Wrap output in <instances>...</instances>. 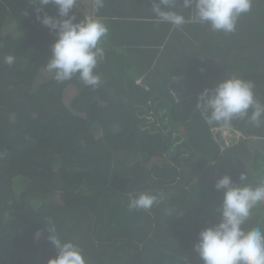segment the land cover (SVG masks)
I'll use <instances>...</instances> for the list:
<instances>
[{"label":"trees","instance_id":"obj_1","mask_svg":"<svg viewBox=\"0 0 264 264\" xmlns=\"http://www.w3.org/2000/svg\"><path fill=\"white\" fill-rule=\"evenodd\" d=\"M86 1L0 0V264H264V0L124 51Z\"/></svg>","mask_w":264,"mask_h":264},{"label":"crops","instance_id":"obj_2","mask_svg":"<svg viewBox=\"0 0 264 264\" xmlns=\"http://www.w3.org/2000/svg\"><path fill=\"white\" fill-rule=\"evenodd\" d=\"M223 2L224 0H87L86 32L94 34L103 46H108L110 42L108 45L106 43L110 37V21L117 19L133 23L138 29L134 33L125 23L119 27L122 32L119 44L124 46L120 48L121 51L126 50L127 45L124 44L129 43L124 41L125 38L134 39L140 35L147 37L151 33L156 38H164L163 42H152L153 47H164L169 41L176 44L174 37L179 38V44L184 45L195 40L197 31L201 33L202 21L210 23V28H215L217 16L222 15ZM99 9H103V13L108 15L97 16L96 11Z\"/></svg>","mask_w":264,"mask_h":264},{"label":"rangeland","instance_id":"obj_3","mask_svg":"<svg viewBox=\"0 0 264 264\" xmlns=\"http://www.w3.org/2000/svg\"><path fill=\"white\" fill-rule=\"evenodd\" d=\"M50 76V73H47L46 74V77H49ZM44 82V78H40L38 83H42ZM76 96V91L73 90V89H70L66 92L65 94V102L67 103V105H70V103L73 101V99L75 98ZM224 137H225V140H226V145L229 146L231 143H232V139H231V134L228 132V131H225L223 133ZM99 136V135H98ZM246 204L247 203H250L249 200H246L245 202ZM178 212H174V214H177Z\"/></svg>","mask_w":264,"mask_h":264},{"label":"bare ground","instance_id":"obj_4","mask_svg":"<svg viewBox=\"0 0 264 264\" xmlns=\"http://www.w3.org/2000/svg\"><path fill=\"white\" fill-rule=\"evenodd\" d=\"M194 84V83H193Z\"/></svg>","mask_w":264,"mask_h":264}]
</instances>
